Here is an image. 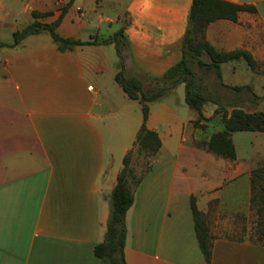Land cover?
Listing matches in <instances>:
<instances>
[{"label": "crops", "instance_id": "crops-1", "mask_svg": "<svg viewBox=\"0 0 264 264\" xmlns=\"http://www.w3.org/2000/svg\"><path fill=\"white\" fill-rule=\"evenodd\" d=\"M222 1L257 10L240 13L237 22H213L205 31L216 50L245 51L257 63L255 69L244 60L221 68L224 85L251 90L236 92L221 87L215 75L204 76L227 102L245 92L256 95V80L264 78V0ZM151 4L145 12L142 0H0V39L62 15L58 32L64 38L108 39L123 29L130 44L126 74L162 77L182 58L193 0ZM33 13L47 15L35 19ZM120 65L115 44L60 52L48 32L0 48V264H100L94 246L104 239L110 196L144 124L142 105L116 81ZM151 86L145 83L146 90ZM185 97L181 84L150 105L145 124L162 147L134 189L126 262L264 264V245L234 238L228 226L238 215L254 216L255 168L238 157L212 158L197 147L207 136L194 126L198 114L186 107ZM215 112L203 111L207 118ZM209 163L217 168H200ZM191 198L213 237L210 263L198 243ZM222 229L230 230L223 235Z\"/></svg>", "mask_w": 264, "mask_h": 264}, {"label": "trees", "instance_id": "trees-1", "mask_svg": "<svg viewBox=\"0 0 264 264\" xmlns=\"http://www.w3.org/2000/svg\"><path fill=\"white\" fill-rule=\"evenodd\" d=\"M99 1V0H98ZM242 12L257 13L255 7L238 5L222 0H193L189 15V27L182 40V58L172 66L162 77H146L139 79L130 77L125 72L124 57L130 51V44L124 33L120 30L108 39L93 38L92 41L64 38L58 32L62 17L52 24H41L34 21L26 29L13 34V43L7 45L0 41V48H15L27 37L48 32L60 52L72 51L84 45L115 44L121 58L120 71L116 75L117 83L126 95L133 101L142 105L144 124L138 134L134 148L126 155L123 169L118 176L117 184L110 196V214L107 229L102 242L94 246V255L100 264H127L125 258L126 240L128 236L126 216L133 206L134 189L138 188L145 176L152 170V160L162 147L161 139L155 131L146 127L150 105L161 101L179 85L186 87V105L198 114L193 123L196 128L206 129L207 123L213 122L220 116L224 124L222 131L214 132L203 140L197 142L199 149H204L217 157L236 160L237 151L232 136L238 132L264 133V111L247 112L234 106L229 112L221 105L217 93L206 87V74H213L221 87L230 88L236 92L251 90L249 86L228 87L222 81V65L225 63L244 60L251 69L257 63L245 51L220 52L216 50L205 37L207 27L218 20L238 21ZM47 14L33 13V17H44ZM199 69V72L195 70ZM145 83L151 84L149 90ZM170 90V91H168ZM256 97V95H254ZM208 103L218 106L215 116H204V108ZM142 159L144 166L137 172V161ZM251 210L256 216V225L251 237L254 243L264 245V164L251 172ZM191 209L194 217L195 231L202 254L206 261H211L212 235L210 227L203 213L198 210L195 198H191Z\"/></svg>", "mask_w": 264, "mask_h": 264}, {"label": "rangeland", "instance_id": "rangeland-1", "mask_svg": "<svg viewBox=\"0 0 264 264\" xmlns=\"http://www.w3.org/2000/svg\"><path fill=\"white\" fill-rule=\"evenodd\" d=\"M0 40L5 42L7 45H9L10 44L9 42H12L13 38L6 35H2ZM241 65L247 67L246 66L247 64L244 61H241ZM238 75L241 78H245V71L241 66H239ZM209 86L206 85V87L209 88L210 91L214 90V88H211ZM256 92H257L256 97L252 96L248 92H245L246 95L242 94L240 96L233 97L231 100L227 102L221 101V105L227 108L229 112L233 109L234 106H237L238 108H242L247 112L264 111V78L263 77L261 78V80H256ZM217 109L218 106H216L213 103H208L204 108V113L206 115H210V114L213 115L215 110ZM215 117L217 118L213 122L207 123V125L209 126L208 128L200 129L203 133H205L204 136H208L214 132L222 131L224 129V124L221 121V117L220 116H215ZM203 139H198V141H201ZM232 139L236 146L237 157L240 160L244 161L248 166H252L254 168H257L258 166L264 164V133L238 132L233 134ZM208 155H210L212 158L217 157L213 154H208ZM136 163H137L136 165L137 172H140L142 170V167L144 166V161L140 159ZM200 168L202 170L207 169L208 171H210L211 169L215 170L217 166L214 165L212 167V164L209 163L207 167L204 166ZM216 179L217 178L214 176V181H213L214 183L216 182ZM255 225H256L255 215L254 216L238 215L237 217H235V219H232L228 223V226L230 227V229H232V233H233L232 235H235L234 238H243L250 241H252L251 237L254 233ZM211 227L215 228L214 225H212ZM220 232L223 235L224 233L225 234L228 233L225 232L223 229L220 230Z\"/></svg>", "mask_w": 264, "mask_h": 264}, {"label": "clouds", "instance_id": "clouds-1", "mask_svg": "<svg viewBox=\"0 0 264 264\" xmlns=\"http://www.w3.org/2000/svg\"><path fill=\"white\" fill-rule=\"evenodd\" d=\"M142 4L144 6L145 12H147L150 9V7L152 6L151 0H142Z\"/></svg>", "mask_w": 264, "mask_h": 264}, {"label": "water", "instance_id": "water-1", "mask_svg": "<svg viewBox=\"0 0 264 264\" xmlns=\"http://www.w3.org/2000/svg\"><path fill=\"white\" fill-rule=\"evenodd\" d=\"M168 91H170V90H168Z\"/></svg>", "mask_w": 264, "mask_h": 264}]
</instances>
